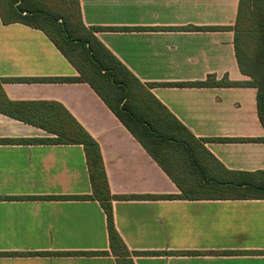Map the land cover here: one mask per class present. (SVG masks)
Instances as JSON below:
<instances>
[{
  "label": "crops",
  "instance_id": "crops-1",
  "mask_svg": "<svg viewBox=\"0 0 264 264\" xmlns=\"http://www.w3.org/2000/svg\"><path fill=\"white\" fill-rule=\"evenodd\" d=\"M83 23L198 139H264L252 87L165 84L249 82L239 69L240 0H79ZM194 28H222L194 30ZM130 29V30H109ZM78 72L46 34L0 18V78L66 79ZM12 102L62 105L100 145L114 196H179L181 191L98 94L84 83L4 84ZM47 131L0 114V264H117L84 147L18 144ZM234 173H264V142L206 143ZM261 178L260 176H257ZM116 228L135 264H264V199L116 200ZM97 254V255H93Z\"/></svg>",
  "mask_w": 264,
  "mask_h": 264
},
{
  "label": "trees",
  "instance_id": "trees-1",
  "mask_svg": "<svg viewBox=\"0 0 264 264\" xmlns=\"http://www.w3.org/2000/svg\"><path fill=\"white\" fill-rule=\"evenodd\" d=\"M0 18L5 25L20 23L44 32L78 72V77L66 79L0 78V114L41 128L55 136L1 142L84 147L92 195L50 199L100 203L107 218L111 252L98 253L99 255L112 254L117 264H135L134 256L165 254L133 253L128 249L115 224L113 203L116 200L264 199V173L228 171L206 148V143L210 141L264 142V139L196 138L153 95L152 90L159 84H143L99 41L96 34L102 29L84 25L79 0H0ZM232 30L235 33L234 45L239 69L251 81L231 82L228 77L218 81L215 77H209L204 82L163 86L255 88L258 116L264 127V0H240L237 21ZM9 81L88 84L175 183L181 195L114 196L97 141L58 103L10 101L3 87Z\"/></svg>",
  "mask_w": 264,
  "mask_h": 264
}]
</instances>
